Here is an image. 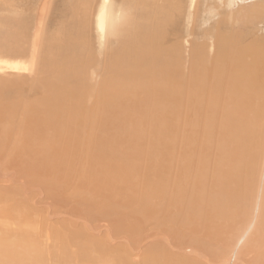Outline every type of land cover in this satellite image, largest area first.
Listing matches in <instances>:
<instances>
[{
    "label": "bare ground",
    "instance_id": "obj_1",
    "mask_svg": "<svg viewBox=\"0 0 264 264\" xmlns=\"http://www.w3.org/2000/svg\"><path fill=\"white\" fill-rule=\"evenodd\" d=\"M211 1L117 0L114 7L115 0H99L93 22L94 46L86 17L90 0H63L62 4L56 0H3L0 4V56L7 59L6 68L17 78L12 82L7 74L2 78L5 84L0 80V143L14 148L16 155L24 149L32 153L36 176L44 179V189L51 197L56 196L58 186H73L74 202L83 201L86 208L90 204L101 208V200L110 201L107 206L113 202V206L135 207L132 214L141 217L134 216V221L142 225L138 229L144 235L141 232L133 238L134 248L130 247L140 258H145L147 249H156L145 264H221L222 257L215 256L214 247L227 244L233 225L230 212L239 203L235 198L239 190L233 191L231 184L202 183L200 174L194 183H180L181 169L173 167L175 162L179 164L172 156L176 148L173 137L185 134L183 128L193 120L230 119L240 109L244 157L255 154L263 137L264 0L244 6V17L240 15L244 31L237 30L243 32L237 37L224 33L228 22L204 28V17L217 10L215 3L231 8L246 0ZM236 20L232 18L230 25ZM6 79H11L8 86L13 90L5 88ZM222 126H217V132ZM225 127L222 134L232 131ZM194 132L215 138L210 131ZM162 133L165 138L140 137ZM157 149L163 153V160L159 157L157 163H163L165 183H54L64 173L79 176V180L89 174L99 175V179L124 176L130 155L147 156ZM151 167L149 159L141 160L139 169L144 176ZM49 181L56 185L54 189ZM105 209L97 211L107 214ZM246 219L244 230L249 225ZM240 237L231 241L237 243ZM236 264H245L244 256Z\"/></svg>",
    "mask_w": 264,
    "mask_h": 264
},
{
    "label": "rangeland",
    "instance_id": "obj_2",
    "mask_svg": "<svg viewBox=\"0 0 264 264\" xmlns=\"http://www.w3.org/2000/svg\"><path fill=\"white\" fill-rule=\"evenodd\" d=\"M56 1H59V3L62 4L63 0H56ZM213 1H211V3H213ZM98 2L99 0H90L88 8L86 9V17L88 19L89 34L92 37L93 46L95 43L93 22H94V14H95V10H96ZM2 3H3V0L2 1L0 0V4ZM248 3L252 5H257L258 0H246L245 2H239L238 6L236 5V7L233 6L231 8L224 6L222 2L218 4L216 3L213 4V5H216L217 10H212L211 12H208V13L206 12L205 15L207 16L204 17L205 24L203 27L204 28H208V27L214 28L217 25H220L222 23L226 24L228 22L226 24L227 25L226 32L224 33L232 34L234 35V37L240 36L241 34H243V32L239 31L240 32L239 33L237 30L244 31V18H243L244 10L243 9H247V8H244V6H246ZM116 4H117V0H115V3L113 4V6L115 7ZM235 8L236 10H234ZM119 13L121 12L119 11ZM241 13H243L242 14L243 17L242 16L240 17ZM232 16H235V17H232ZM236 17H238L239 20ZM232 18L235 20L237 19L238 21L236 20L235 21L236 23L233 22L232 25H230L232 22ZM241 18H243L242 22H241ZM233 27L235 31L234 29H232ZM237 27L239 29H237ZM241 37L243 40L244 36L242 35ZM242 44H244V41H242ZM103 53L104 52L100 53V55H102ZM13 63L15 64V62ZM0 65L3 66V67L0 66V68H2L0 69L1 70L0 80L2 81L3 80L2 78L5 79L6 75L8 74L7 78H11V79L13 78V80L11 79L9 80H11L12 82L13 81L16 82L17 80V78H15L16 76H13L12 71L6 68L7 66L6 58H3L2 56H0ZM10 74L12 75L10 76ZM9 80H7V84L5 85V88L7 89L10 88L13 90V88H11L12 85L8 86V84L10 83ZM2 82H4V80ZM0 84L2 83L0 82ZM4 84L2 86H4ZM1 91L4 93L3 90ZM9 102L11 101L9 100ZM9 102L8 103L6 102V105L10 104ZM14 102L15 100L13 99L12 104H14ZM225 107L228 109H232L231 106H225ZM205 109L206 108H203L201 110L202 113L205 112ZM121 125L126 126V124H123V123ZM218 125H223L219 129V132H217L216 130ZM225 126H228V128L231 129L232 131L228 132L227 134H222V132H224L226 129ZM185 128H183V130H186L185 134H182L178 138L176 136L173 137L175 138L176 148L172 151V156H174L175 157L174 159L178 160L180 164L179 165L177 162H175L173 167L175 169L177 167H180L181 169L180 183H194L195 180L193 179H197L196 176L197 175L199 176L200 174L199 177L203 179L202 183H228L232 185L233 191L239 190L235 195V198L239 203L230 212L229 219L231 220V224L233 225L230 229V232L227 233V237H229L227 238V244L214 247L215 256L221 255L222 257L221 264H236V261L238 260V257L240 255L244 256L245 264H264V133H262L263 137L262 136L260 137L262 140L260 138L258 140V148H256V146L254 148L255 154L251 153L250 155L249 153L250 157L249 156L244 157V121L242 119L241 109L233 112V115L230 117V119L212 118V119L206 120L205 117H202V118L197 119L196 121L193 120L192 122L188 123L185 126ZM194 129L196 130V132L200 134L205 131H210L212 132L215 138L199 137L194 132ZM220 134H222L221 138H220ZM140 137L165 138V135L162 133V134H156L152 136L142 135ZM4 145L5 144L0 143V163H1L0 166L1 167L3 166L2 168L0 167V173L2 172L0 174V189H2L0 190V195H1L0 196V207H1L0 209L2 210V212L0 210V264H3V262H5L4 264L6 263L7 264H20V263L21 264H120L121 260H124L125 264H135L136 262H137L136 264H145V261L150 257L151 254L155 252L156 249H147L143 254L145 258H142V257L140 258L138 256H135L131 248L134 246L131 244V240L133 238H137V236L143 231V229L141 231L140 229H138L142 225L139 226L138 222L134 221L136 220L135 217H141V216L132 214L134 213L133 209L135 207L132 208L133 206L132 207L127 206L126 208V206L124 207L123 205V207L126 208L124 209L123 207L120 206V204H118L119 206L117 204H114L113 206V202L111 206H107L105 204L108 203V205H110L111 204L109 203L110 201L105 202L104 200L105 202L104 203L102 202V200L100 201V199H98L96 200V202L97 203L98 201L101 202V204L99 202L101 208H99L98 204L97 205L90 204V207L92 206L91 209L89 205H88V208H86L85 207L86 205L83 204V201L74 202V200H76L75 198L76 196L75 197L73 196L74 190L71 191L73 186L71 187L68 186V188L64 187V185H62V187L58 186L59 189H57L56 196L51 197L50 196L51 193L50 194L46 193L47 187L45 185L46 182H44V179L40 180L38 179L39 175L36 176L38 174V170L36 169V166H35L36 159L34 158L32 153L29 151L28 153L24 149L23 151L20 152V154L18 153L16 155L12 151L14 148L10 149V147H7L6 145L4 146ZM10 153H11V156H10ZM159 157H161L163 160V153L160 149H157L152 154L147 155V156L136 157L135 155H130L129 160L127 161V169L125 170L126 174L124 176H118L116 178L111 177V178L99 179V175L89 174L86 178L79 180L78 179L79 176L74 177L71 175L69 177L68 176L69 173H64V176L62 177V179L59 180L56 177V181L58 182L55 181L54 183H165V173L163 177V172H162L163 163L160 165H158L157 163ZM146 159H149L152 167L149 170L148 175L144 176L143 172L139 169V167H140L141 160L144 161ZM6 160L9 161L7 162V164H6ZM19 161L20 163L22 161V163L20 164ZM198 161L203 164V168H200L201 165L197 164ZM181 163H183V167ZM10 166H13V167H10ZM9 171L11 172L9 173ZM1 176H4V177L2 178ZM14 179H17V180H14ZM19 180H22V181H19ZM50 182L52 183L53 189H54L56 185L52 181H49V183ZM27 185H29L28 188L26 187ZM66 188H67V191H66ZM59 194L60 196H58ZM232 196H233V192H232ZM71 197H73V199ZM28 198H31V199H28ZM35 201H39V202H35ZM52 201H54L55 205L54 204L52 205ZM69 202H72V203L74 202V203L73 204L71 203L72 204L71 205ZM96 202L94 201V203ZM5 203L7 205V208H6ZM41 203H44V204H41ZM76 203L78 206L76 205ZM78 203L80 204L82 203V205ZM104 205L107 207V209L108 207L109 208L111 207L110 210L103 208ZM115 206L118 207L119 209L115 208ZM93 207H95L94 211L92 210ZM97 207L101 211H103L102 209H105L104 211L107 212V214L104 212H101L102 214L104 213L103 215L101 213H98V211L100 210L97 209ZM11 208L13 209V211H11L12 210ZM85 209H87L86 216L84 214ZM88 209L93 213H91ZM114 209L117 211H115ZM71 210H73V212ZM108 211L111 215L108 213ZM38 212L40 214L42 213L43 215L42 214L40 215ZM57 213L60 215H58ZM91 214L94 216H90V217H95L94 220L93 218H91L93 221L89 217V215ZM51 215H54V216H51ZM81 216L88 218L91 222H87L86 220L81 218ZM102 216L103 217L107 216V219L106 217L102 218ZM56 217H58L59 219ZM118 218L119 219L123 218L122 220H120L121 223H119ZM246 218H248L249 225L244 230V224H245L244 222L245 221L247 222ZM98 219L100 221L98 223L100 225V226L98 225L99 228L103 227L106 232L102 231L103 232L102 233L101 230L96 226ZM124 219L126 220L124 221ZM60 220L63 222H61ZM81 221L84 223L83 226L86 225L84 227L87 228V230L84 227L82 228ZM122 223L125 224V226L122 225ZM126 223L127 225L128 223L130 225L126 226ZM87 225L90 227H88ZM133 225H136V228H134ZM103 228L101 229L104 230ZM81 230L85 231L84 237L86 238L83 237L84 231H81ZM93 230L98 231L99 233L94 232ZM128 230H130V232ZM113 231L115 235H114V238L112 239L115 241V243H117V241L120 240L119 241L120 244L119 243L117 244L121 246H117V244H115L113 240L110 241L111 240V237H109L110 232H113ZM79 232L80 233L82 232L83 234H80ZM91 232L94 235L97 233L96 234L97 236L91 237L93 235ZM70 233L72 237L70 236ZM88 233L92 235L89 236L87 235ZM143 235L144 234L142 232L141 237ZM238 235L241 236L240 240L237 243H233V241H235L233 240V238H235V236L239 237ZM47 237L49 238L50 241L47 239ZM94 237H98V238L101 237V238H99L98 240L97 238L92 239ZM69 238L71 241L69 240ZM231 239L233 241H231ZM78 240H81V241H78ZM123 241H124L123 243L124 248L121 244V242ZM74 242L75 243L78 242V244L80 242V244L76 246ZM128 246L130 250L128 249ZM119 258H121L120 261H119ZM137 259H139V262ZM128 260L131 263H129ZM165 262H166V257L164 258V263ZM155 264H161V262L155 263Z\"/></svg>",
    "mask_w": 264,
    "mask_h": 264
}]
</instances>
